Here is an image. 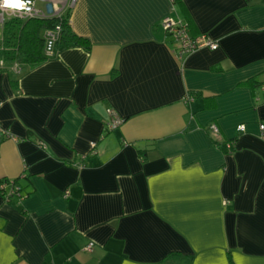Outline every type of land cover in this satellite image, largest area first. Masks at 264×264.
<instances>
[{"label": "crops", "instance_id": "1", "mask_svg": "<svg viewBox=\"0 0 264 264\" xmlns=\"http://www.w3.org/2000/svg\"><path fill=\"white\" fill-rule=\"evenodd\" d=\"M169 14L217 47L179 55ZM69 23L89 49L0 44V264H264V0H76Z\"/></svg>", "mask_w": 264, "mask_h": 264}, {"label": "trees", "instance_id": "2", "mask_svg": "<svg viewBox=\"0 0 264 264\" xmlns=\"http://www.w3.org/2000/svg\"><path fill=\"white\" fill-rule=\"evenodd\" d=\"M70 8L65 9L58 16L42 18H12L5 22L2 31V58L4 63H23L34 66L47 59L43 54L44 39L42 33L45 29H51L60 24L59 37L55 43V49L61 50L72 46L90 48V40L87 37L77 35L69 23ZM4 181L0 180V183ZM10 182V181H8ZM17 183V180H14ZM0 190H3L0 188Z\"/></svg>", "mask_w": 264, "mask_h": 264}, {"label": "built area", "instance_id": "3", "mask_svg": "<svg viewBox=\"0 0 264 264\" xmlns=\"http://www.w3.org/2000/svg\"><path fill=\"white\" fill-rule=\"evenodd\" d=\"M44 2V10L37 7V2ZM76 0H32V4L30 5L32 11L30 13H16L10 14L8 12H0V41H2V31L5 26V22L12 18L18 19H28V18H42L48 16H58L65 9L71 8L75 4ZM161 28L168 34L172 35L173 39L176 42V52L179 55L193 52L202 47H208L210 49H215L217 47V43L207 37L206 35H190L188 33V28L184 22L180 19L172 16L165 15L160 22ZM60 24L56 25L51 29H45L42 33L44 39V54L46 56H52L55 53V43L59 37L60 33ZM16 66V63H14ZM3 66V61L0 60V67ZM120 123L119 118H114L111 122L110 127L113 128ZM261 129H264V124L259 126ZM110 128V129H111ZM238 130H243L244 125L240 124L237 126ZM209 130L213 135H218L219 129L216 124H209ZM229 148V144H227ZM11 185L10 193L12 195H17L20 193V187L18 184L13 181L9 182ZM4 184H0V188H3ZM93 245V242H89L85 249L89 250Z\"/></svg>", "mask_w": 264, "mask_h": 264}, {"label": "clouds", "instance_id": "4", "mask_svg": "<svg viewBox=\"0 0 264 264\" xmlns=\"http://www.w3.org/2000/svg\"><path fill=\"white\" fill-rule=\"evenodd\" d=\"M31 4L32 0H0V12L27 14L32 11Z\"/></svg>", "mask_w": 264, "mask_h": 264}, {"label": "rangeland", "instance_id": "5", "mask_svg": "<svg viewBox=\"0 0 264 264\" xmlns=\"http://www.w3.org/2000/svg\"><path fill=\"white\" fill-rule=\"evenodd\" d=\"M37 7H38V8H41L42 10H44V2H42V1H38V2H37Z\"/></svg>", "mask_w": 264, "mask_h": 264}]
</instances>
